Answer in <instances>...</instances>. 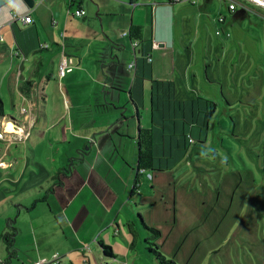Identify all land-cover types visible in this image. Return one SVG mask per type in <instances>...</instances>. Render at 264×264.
<instances>
[{"label": "crops", "instance_id": "0c3cea01", "mask_svg": "<svg viewBox=\"0 0 264 264\" xmlns=\"http://www.w3.org/2000/svg\"><path fill=\"white\" fill-rule=\"evenodd\" d=\"M34 1L0 0V108L8 100L14 111L0 132L24 142L21 157L0 155V167L13 173L21 160L18 177L9 175L11 205L26 209L37 243L57 242L39 257L132 264L140 254L129 223L141 215L177 263L201 264L187 235L222 218L220 243L242 229L249 264H264V45L253 28L264 10L245 0L235 11L220 0L229 16L216 17L214 0ZM80 9L85 16L74 15ZM27 13L29 24L12 19ZM56 82L63 102L50 113L47 85ZM142 130L152 132L154 171L138 175Z\"/></svg>", "mask_w": 264, "mask_h": 264}, {"label": "rangeland", "instance_id": "374dc122", "mask_svg": "<svg viewBox=\"0 0 264 264\" xmlns=\"http://www.w3.org/2000/svg\"><path fill=\"white\" fill-rule=\"evenodd\" d=\"M99 3H102L101 1H98ZM153 0H134V3L139 5L144 4H150ZM87 3V2H86ZM92 2L88 1L86 4L91 5ZM214 10H213V16L216 17L220 13L228 14L227 11V5L223 4L220 0H214ZM143 6H139L140 9ZM138 8V9H139ZM145 9V8H144ZM264 10V8H262ZM146 15V14H145ZM146 19V17H145ZM264 25V20L262 21V26L253 24V28H257L261 31V38L264 45V30L262 29ZM150 27V21L146 19V28L149 29ZM125 42V41H124ZM55 86V88H54ZM48 87V102H49V109L50 113H53V108H57L63 100L61 99V92H60V85L59 82H56L55 84H49ZM54 88V90H53ZM68 96L70 97L69 93ZM41 97V94H40ZM6 102V108L7 110L4 111L2 114L1 108H0V125L1 121L3 120L4 116H11L14 114L13 109L10 107V103L8 100ZM39 103L41 104V99H39ZM150 104V101H149ZM12 111V112H11ZM19 112V111H18ZM149 113H145V117H147V120ZM16 116V115H15ZM17 118V117H16ZM55 116L53 114H50L49 121L51 122L52 119H54ZM13 135V134H12ZM11 135H7L5 138L10 137ZM36 139V135H35ZM8 140V139H6ZM5 139H0V155L3 153H7L10 151L12 154H16L17 157H21V155H18L17 148L21 147V144L24 143L23 141H13L9 142ZM10 147V149H9ZM22 149V147H21ZM21 160H16L13 162L12 170L13 173H6L5 167H0V264H4L5 262L9 263L12 262V264H35L37 261H51L53 256L49 259L40 258L38 255V251L42 247L43 252H51L52 246L56 245V240L51 237H48V241L46 243L43 242L42 239H38V243L35 241L37 236L33 235V233L30 232V228L28 226V219H30V216L26 209L20 208V207H13L12 201H15V193H12L13 188L18 189L15 184L12 183V177H18L19 171L22 169L19 166V163ZM236 162L239 165V167H243V164L239 160V158H236ZM7 163V162H5ZM11 175V176H9ZM11 194H14L11 196ZM17 200V199H16ZM32 204V203H30ZM11 208V209H10ZM30 208V207H29ZM236 208L239 209V206L236 205ZM21 212H20V211ZM45 210L38 209L35 212L32 213L33 216H38L41 214H44ZM235 215H237V212H234ZM12 221L10 223V228L8 227L9 221ZM224 220V219H223ZM222 218L219 220V225L209 221L208 224L204 225L197 231V239L193 238V234L188 237L187 235V244L188 248L190 249L192 245V241L194 243L199 242V253L202 255V259L200 260L201 264H249L248 259H254L253 255L251 254V249L248 245H245L246 242L241 238L244 236V234H241L242 229H236V233L239 235H236V238L233 241L227 242V243H220V239L222 236V232L224 231V228L222 227L223 223ZM263 223V221H262ZM13 228V229H12ZM12 229V230H11ZM14 230H17V233L14 237V244L13 248L9 250L8 242H7V236L12 234ZM185 233V232H184ZM39 244V245H38ZM145 247V245L143 246ZM210 249V253L207 257L205 256V252ZM145 251V250H144ZM138 250L137 258L132 263V260L130 262L132 264H158L157 261L154 258V262L150 261L149 259L152 258L147 254L145 251ZM232 252V254L228 253ZM143 253V254H142ZM59 254V253H56ZM169 259V258H168ZM172 260V259H171ZM65 264H82L81 260H77L74 258L72 261L70 258L65 259ZM176 262V261H175ZM61 263V256L60 261ZM180 264V263H178Z\"/></svg>", "mask_w": 264, "mask_h": 264}, {"label": "trees", "instance_id": "16d2710c", "mask_svg": "<svg viewBox=\"0 0 264 264\" xmlns=\"http://www.w3.org/2000/svg\"><path fill=\"white\" fill-rule=\"evenodd\" d=\"M131 36V31L129 33ZM135 41L142 42L141 39H137ZM139 44V43H138ZM139 167L137 169V174L140 175L141 171L144 170L154 171L153 168V136L152 132H144L141 131V150L139 156ZM138 185V184H136ZM263 225H264V217H263ZM129 231L131 235L132 242L130 243L129 247L131 250H141L146 251L150 258V261L154 262V258L158 264H178L174 260L168 259L160 250L157 245V241L161 236V232L157 229L149 227L143 217L139 215L134 222L129 223ZM17 230L7 236V242L10 250L13 248V242L15 234ZM145 245V247H143ZM104 250V254L110 258H117L113 252V248L108 245H104L100 243ZM144 251V252H145Z\"/></svg>", "mask_w": 264, "mask_h": 264}, {"label": "built area", "instance_id": "2783aa9c", "mask_svg": "<svg viewBox=\"0 0 264 264\" xmlns=\"http://www.w3.org/2000/svg\"><path fill=\"white\" fill-rule=\"evenodd\" d=\"M226 1L228 2L229 10L230 11H235L239 6H241L242 8H245L246 9L245 4H242L238 0H226ZM245 1H249V2H251V3H253V4H255V5H257V6L261 7V8H264V5H262L259 1H256V0H245ZM85 14H86L85 11L83 9H80L79 11H76L74 15L77 16V17H79V16L82 17V16H85ZM12 19L14 21L20 19V20L24 21L27 24L31 23L32 20H33L32 17H31V15H30V13H27L24 16L14 15ZM220 22H224V17H221L220 18ZM54 25H57V23L55 21H54ZM219 34H220V32H216V35H219ZM126 36H128V33H125L123 35V37H126ZM0 40H2L1 35H0ZM132 46L135 49L138 46V43L137 42L136 43H133ZM47 47L48 46L46 44L42 45V49L47 48ZM149 61H151L150 58H149ZM135 64H136L135 62L131 63L129 65V68L130 69H133L135 67ZM68 70H69V60L66 58V59L62 60V62H61V65H60V74L62 76H64ZM69 71H71V69ZM7 135H8V133H6V130L4 132H0V139H5L6 140L5 137ZM140 173L141 174H144L145 171L142 170ZM149 178L150 179H153V176L152 175H149ZM136 186L139 187V184L136 185ZM139 193H140V191H139ZM59 261H60V255L59 254H55L53 256V258H52L51 261L45 260V261L37 262L35 264H59Z\"/></svg>", "mask_w": 264, "mask_h": 264}, {"label": "water", "instance_id": "95a60500", "mask_svg": "<svg viewBox=\"0 0 264 264\" xmlns=\"http://www.w3.org/2000/svg\"><path fill=\"white\" fill-rule=\"evenodd\" d=\"M23 1L25 2V4L27 5L28 8H30V9L35 8V1L34 0H23ZM259 1L264 3V0H259ZM9 124H12L14 126L13 123H9Z\"/></svg>", "mask_w": 264, "mask_h": 264}, {"label": "bare ground", "instance_id": "6f19581e", "mask_svg": "<svg viewBox=\"0 0 264 264\" xmlns=\"http://www.w3.org/2000/svg\"><path fill=\"white\" fill-rule=\"evenodd\" d=\"M256 1H259V0H256ZM262 5H264L263 2L259 1ZM8 131L10 132H16L17 129L12 125V124H9L8 127H7Z\"/></svg>", "mask_w": 264, "mask_h": 264}]
</instances>
